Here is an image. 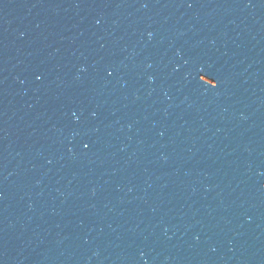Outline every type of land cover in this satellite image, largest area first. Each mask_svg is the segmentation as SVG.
Segmentation results:
<instances>
[{"label": "water", "instance_id": "obj_1", "mask_svg": "<svg viewBox=\"0 0 264 264\" xmlns=\"http://www.w3.org/2000/svg\"><path fill=\"white\" fill-rule=\"evenodd\" d=\"M0 264H264V0H0Z\"/></svg>", "mask_w": 264, "mask_h": 264}]
</instances>
